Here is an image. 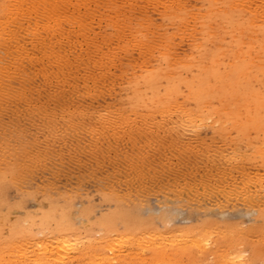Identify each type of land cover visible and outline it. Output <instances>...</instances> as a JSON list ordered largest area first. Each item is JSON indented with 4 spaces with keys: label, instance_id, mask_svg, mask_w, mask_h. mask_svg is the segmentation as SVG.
<instances>
[{
    "label": "rangeland",
    "instance_id": "obj_1",
    "mask_svg": "<svg viewBox=\"0 0 264 264\" xmlns=\"http://www.w3.org/2000/svg\"><path fill=\"white\" fill-rule=\"evenodd\" d=\"M242 1L0 0V168L19 172L2 194L24 204L10 219L31 214L38 239L60 203L96 244L120 204L154 231L251 228L236 255L264 264V0Z\"/></svg>",
    "mask_w": 264,
    "mask_h": 264
},
{
    "label": "bare ground",
    "instance_id": "obj_2",
    "mask_svg": "<svg viewBox=\"0 0 264 264\" xmlns=\"http://www.w3.org/2000/svg\"><path fill=\"white\" fill-rule=\"evenodd\" d=\"M228 1V0H227ZM242 1V0H241ZM238 0V2H241ZM247 1V0H246ZM253 1V0H252ZM263 1V0H262ZM236 2V1H235ZM243 2V1H242ZM245 2V1H244ZM250 2V1H249ZM254 2V1H253ZM18 3V2H17ZM23 3V2H22ZM230 3V2H229ZM256 3V2H255ZM260 3V2H259ZM264 3V1H263ZM251 4V3H250ZM177 5V4H176ZM179 5V4H178ZM214 5V4H213ZM240 5V4H239ZM254 5V4H253ZM252 5V6H253ZM259 5V4H258ZM262 5V4H261ZM243 6V4H242ZM241 6V7H242ZM246 6V4H245ZM256 6V5H255ZM254 6V7H255ZM264 6V5H263ZM185 7V6H184ZM244 7V6H243ZM260 7V6H258ZM22 8V7H21ZM235 8V7H234ZM249 8V7H248ZM56 9V8H55ZM230 9V8H229ZM233 9V8H232ZM231 9V10H232ZM262 7L261 10H263ZM25 10V9H24ZM31 10V9H30ZM197 10V9H195ZM217 10V9H216ZM255 10V9H254ZM252 10V12L254 11ZM259 10V8H257ZM204 11V10H203ZM202 12V11H201ZM207 12V9H206ZM212 12V11H211ZM216 12V11H215ZM220 12V11H219ZM251 12V11H250ZM255 12V11H254ZM31 13V12H30ZM185 13V11H184ZM194 13V12H193ZM226 13V12H224ZM242 13V12H241ZM264 13V12H263ZM261 12V14H263ZM164 14V13H163ZM174 14V13H173ZM205 14V13H204ZM260 14V13H259ZM27 15V14H26ZM256 15V14H255ZM179 16V15H177ZM193 16V15H192ZM196 16V15H194ZM200 16V14H199ZM206 16V15H205ZM235 16V15H234ZM204 17V16H203ZM209 17V16H208ZM213 17V16H212ZM211 17V18H212ZM242 17V15H241ZM257 17V16H256ZM264 17V16H263ZM180 18V17H179ZM189 18V17H188ZM192 18V17H190ZM206 18V17H205ZM227 18V17H226ZM225 18V19H226ZM244 18V17H243ZM242 20L240 21H243ZM254 18V17H253ZM195 19V18H194ZM224 19V18H222ZM251 19V18H250ZM249 19V20H250ZM192 20V19H191ZM254 21V19H251ZM235 20H233L234 23ZM240 21L238 22L241 25ZM247 21V19H246ZM261 21V20H260ZM188 22V21H187ZM186 22V23H187ZM236 22V21H235ZM244 22V21H243ZM258 22V21H257ZM171 23V22H170ZM198 23V22H197ZM196 23V24H197ZM248 23V22H247ZM256 23V22H254ZM264 23V22H263ZM175 24V23H174ZM183 24V23H182ZM193 24V23H192ZM191 24V25H192ZM230 24V23H229ZM237 24V23H236ZM250 24V23H249ZM200 25V24H199ZM233 25V24H232ZM245 25V23H244ZM257 25V24H256ZM186 26V25H185ZM210 26V25H209ZM223 26V25H222ZM251 26V25H250ZM253 26V25H252ZM187 27V26H186ZM195 27V26H194ZM212 27V26H211ZM238 27V25H237ZM242 27V26H241ZM199 28V27H198ZM206 28V27H205ZM209 28V27H208ZM246 28L249 29L247 26ZM202 29V28H201ZM223 29V28H222ZM225 29V28H224ZM230 29V28H229ZM237 29V28H236ZM240 29V28H239ZM252 29V28H250ZM191 30V28L189 29ZM199 30V29H198ZM211 30V29H210ZM243 30V29H242ZM256 30V29H255ZM147 31V30H146ZM194 31V30H191ZM233 31V30H232ZM239 31V30H238ZM186 32V31H185ZM190 32V31H189ZM210 32V31H209ZM240 32V31H239ZM192 33V32H191ZM212 33V32H211ZM229 33V32H228ZM242 33V32H241ZM255 33V32H254ZM10 34V33H9ZM139 34V33H138ZM237 34V33H236ZM240 34V33H239ZM194 35V34H192ZM200 35V34H199ZM251 35V34H250ZM258 35V34H257ZM13 36V35H12ZM15 36V35H14ZM197 36V34H196ZM206 36V35H205ZM10 37V36H9ZM235 37V35H234ZM252 37V35H251ZM255 37V35H254ZM208 38V37H207ZM213 38V37H212ZM203 39V38H202ZM211 41V40H210ZM254 41V40H253ZM43 42V41H42ZM251 42V41H249ZM255 42V41H254ZM258 42V41H257ZM244 43V42H242ZM213 44V43H212ZM256 44V43H255ZM204 45V44H203ZM251 45V44H250ZM220 46V45H219ZM264 46V45H263ZM217 47V46H216ZM7 48V47H6ZM8 49V48H7ZM240 49V47H239ZM262 49V48H261ZM241 50V49H240ZM247 50V49H246ZM255 50V49H254ZM253 50V51H254ZM258 50V49H257ZM18 51V50H17ZM237 51H239L237 49ZM1 53V52H0ZM264 52H262L263 54ZM7 54V53H6ZM232 54V53H231ZM237 53L236 55H238ZM261 54V55H262ZM252 55V54H251ZM260 55V54H259ZM258 56L257 61H258ZM204 56V55H203ZM243 56V55H240ZM253 56V55H252ZM264 56V55H263ZM239 57V56H238ZM261 57V56H260ZM5 58V57H4ZM237 58V57H236ZM235 58V59H236ZM242 58V57H240ZM238 59V58H237ZM261 59V58H260ZM10 60V59H9ZM240 60V59H239ZM256 61V59H254ZM264 60V59H263ZM13 61V60H12ZM236 65L238 61L235 60ZM9 62V61H8ZM198 62V61H196ZM234 62V60H233ZM232 62V63H233ZM240 62V61H239ZM245 62V61H244ZM250 62V61H249ZM248 62V63H249ZM253 62L250 66L253 65ZM257 63V62H255ZM261 63V62H260ZM212 64V63H211ZM243 65V62H240ZM259 64V63H258ZM257 65L259 69V65ZM229 65V64H228ZM246 65V64H245ZM244 65V66H245ZM198 66V65H197ZM210 66V65H209ZM235 66V65H234ZM240 66V65H239ZM249 66V67H250ZM17 67V66H15ZM200 67V66H199ZM236 67V66H235ZM242 66L239 68L241 69ZM244 70L245 67H243ZM251 68V67H250ZM254 68V67H252ZM224 69V68H223ZM228 69V68H225ZM232 69V65L231 68ZM238 71H241V70ZM222 70V69H221ZM235 70V69H233ZM172 71V70H171ZM249 71V69H248ZM254 71V70H253ZM260 71V70H259ZM222 72V71H221ZM229 72V71H228ZM227 72V73H228ZM247 72V71H246ZM252 72V70H251ZM261 72V71H260ZM11 73V72H10ZM153 74V72H151ZM223 73V72H222ZM263 73V72H262ZM151 74V75H152ZM166 74V73H165ZM173 75V72L171 73ZM202 74V73H201ZM241 74V72H240ZM252 74V73H251ZM155 75V74H154ZM168 75V74H166ZM197 75V74H196ZM218 75V74H217ZM220 75V74H219ZM218 75V76H219ZM230 75V74H229ZM238 75V74H237ZM236 75V77H237ZM249 75V73H248ZM254 75V73L252 74ZM257 75V74H256ZM255 75V76H256ZM217 76V78H219ZM224 76V75H221ZM220 76V77H221ZM247 76V74H246ZM254 76V77H255ZM259 76H261L259 74ZM264 76V75H263ZM168 77V76H167ZM170 78L172 76H169ZM215 75L213 76V78ZM226 77V76H225ZM235 77V78H236ZM241 77V76H239ZM245 77V76H242ZM241 77V78H242ZM253 77L249 75V78ZM169 78V79H170ZM216 78V79H217ZM234 78V80H235ZM264 78V77H263ZM191 79V78H189ZM195 79V77H194ZM198 79V78H197ZM212 79V78H211ZM215 79V80H216ZM237 79V78H236ZM243 79V78H242ZM252 79V78H251ZM256 79V77H255ZM168 80V79H167ZM166 80V81H167ZM223 80V79H222ZM230 80V79H229ZM244 80V79H243ZM245 81V80H244ZM148 82V81H147ZM201 82V81H200ZM215 82V81H214ZM217 83L219 81H216ZM221 82V81H220ZM146 83V82H145ZM211 83V82H210ZM223 83V81H222ZM229 83V82H228ZM263 83V82H262ZM143 84V83H142ZM148 84L145 86L148 88ZM198 84V83H196ZM230 84V83H229ZM234 84V83H233ZM238 84V83H236ZM226 85V84H225ZM215 86V85H214ZM219 86V85H218ZM187 87V86H186ZM192 87V86H191ZM197 87V86H196ZM210 87V86H209ZM227 87V86H226ZM229 87V86H228ZM237 87H239L237 85ZM136 88V87H135ZM203 88V87H202ZM231 88V87H230ZM192 89V88H190ZM196 89V88H195ZM201 89V88H199ZM139 90V89H138ZM141 90V89H140ZM155 90V89H153ZM202 90V89H201ZM200 90V91H201ZM203 90H206L203 89ZM202 90V91H203ZM214 90V89H213ZM152 91V90H151ZM190 91V90H189ZM197 91V90H196ZM199 91V90H198ZM201 91V92H202ZM221 91V90H220ZM192 92V91H191ZM206 92V91H205ZM208 92V91H207ZM228 92V91H227ZM187 93V92H186ZM199 93V92H198ZM203 93V92H202ZM210 93V92H209ZM241 93L236 90V96ZM149 94V93H148ZM140 95V94H138ZM193 95V94H192ZM191 95V96H192ZM223 95V94H222ZM162 96V94H161ZM189 96V97H191ZM143 97V95H142ZM198 97V96H197ZM196 97V98H197ZM141 98V97H140ZM177 98V97H176ZM192 98H194L192 96ZM191 98V100H192ZM170 99V98H169ZM190 99V98H189ZM236 99V98H235ZM218 100V99H217ZM242 99H240L241 101ZM264 101V97H262ZM262 100H257L256 104L258 106L261 105ZM144 101V100H143ZM174 101V100H173ZM209 101V100H208ZM142 102V101H141ZM175 102V101H174ZM197 102V101H196ZM225 102V100H224ZM229 102L228 100L226 101ZM235 102H239L236 101ZM151 103V102H150ZM244 103V102H243ZM246 103V102H245ZM195 104V103H194ZM221 104V103H220ZM224 104V103H223ZM232 104V103H231ZM239 104V103H237ZM138 105V104H137ZM198 105V104H197ZM226 105V104H225ZM224 105V106H225ZM240 105V104H239ZM171 106V105H170ZM183 106V105H182ZM195 106V105H194ZM200 106V105H199ZM197 106V108L199 107ZM207 106V105H206ZM214 106V105H213ZM212 106V107H213ZM233 106V105H232ZM235 106V104H234ZM237 106V105H236ZM235 106V107H236ZM242 106V105H241ZM251 106V105H250ZM167 107V106H166ZM165 107V108H166ZM228 106L226 105V108ZM238 107V106H237ZM236 107V108H237ZM158 108V107H157ZM162 108V109H165ZM196 108V107H195ZM226 110V108L222 107ZM222 108H220L222 110ZM232 108V107H231ZM249 108V107H248ZM234 109V108H233ZM242 109V108H241ZM245 109V106H244ZM261 109V108H260ZM170 110V109H169ZM188 110V109H187ZM225 110H223L225 112ZM229 110V109H228ZM166 113L167 108H166ZM215 111V110H214ZM231 110L227 111L230 112ZM238 111V110H237ZM242 111V110H241ZM246 111V110H244ZM164 112V111H163ZM170 112V111H169ZM185 112V111H184ZM189 112V111H188ZM187 112V113H188ZM198 112V111H197ZM218 112V109L216 110ZM215 112V113H216ZM235 112V110H233ZM194 113V111H193ZM223 113V112H222ZM231 113V112H230ZM243 112H241L242 114ZM189 114V113H188ZM191 114V112H190ZM218 114V113H217ZM224 114V113H223ZM201 117L202 114H200ZM220 115V114H219ZM226 114H224L225 116ZM228 115V114H227ZM226 115V116H227ZM199 116V115H197ZM223 116V115H222ZM243 116V115H241ZM194 117V116H193ZM227 118V117H226ZM196 119H199L196 118ZM222 119V117H221ZM195 120V119H194ZM207 120V119H205ZM243 120V119H242ZM191 121V120H189ZM215 121V120H213ZM218 121V120H217ZM247 121V120H246ZM195 122V121H194ZM202 122V121H201ZM220 122V121H218ZM239 122V121H238ZM243 122V121H241ZM240 122V123H241ZM209 123V122H208ZM214 123V122H213ZM225 123V121H224ZM222 122V127L223 124ZM203 124V123H202ZM210 124V123H209ZM212 124V123H211ZM215 124V123H214ZM213 124V125H214ZM226 124V123H225ZM235 125V124H234ZM237 125V123H236ZM240 125V124H239ZM218 126V125H217ZM220 127V126H219ZM254 127V126H253ZM214 128V127H213ZM228 128V127H227ZM229 129V128H228ZM215 130V129H214ZM246 131V130H244ZM221 132H219L220 134ZM227 134V133H226ZM235 134V133H234ZM229 137V136H228ZM232 138V137H231ZM263 147V145H262ZM264 148V147H263ZM262 149V148H261ZM258 150V149H257ZM19 153V152H17ZM14 155V154H13ZM15 156V155H14ZM2 157V156H1ZM6 160V158H5ZM8 164V163H7ZM11 164V163H10ZM5 165V164H4ZM13 165V164H12ZM3 166V165H1ZM13 167H8L6 169L0 168V230L3 226H8V232L6 233L5 238L0 236V264H244V260H241V257H244L243 254L237 256V253H240L241 248V237H246L250 232L251 228H249V232L246 231V234H243V231L240 232L236 227V236L231 228L226 223H217L215 221H204L200 225L184 228L185 230H179L178 232L172 230H156L154 231L151 222L147 219H144L140 216L133 215L127 208L118 205V209L107 215L106 218H102L103 220H99L97 226H100V238L96 244H92L90 234L87 232H83L79 234L76 228L71 225V217L69 215L67 208H59L53 202H50L48 205V209L46 211H42L39 220L38 227H41L43 231H39L40 233L45 232L43 236L40 235V238H34L33 231L31 233V227L35 225L34 217L31 214H27L25 217L21 218V222L13 221L14 219H10L11 213L14 209H18L23 207V203L20 202L13 203L10 200H7L2 192L3 189L7 190L9 184L3 183L6 176L10 175L11 178H15L19 172L15 173L11 170ZM8 173V174H7ZM7 179V178H6ZM9 183V182H8ZM8 186V187H6ZM5 190V191H6ZM9 190V189H8ZM2 194V195H1ZM15 194V193H14ZM13 194V195H14ZM25 195V194H24ZM109 195V194H108ZM27 196V195H26ZM32 196V195H31ZM40 196V195H39ZM19 197V196H18ZM22 197V196H20ZM24 197V196H23ZM16 198V197H15ZM31 198V197H30ZM38 198V197H37ZM20 199V198H19ZM29 199V198H27ZM54 199V198H52ZM119 199V198H118ZM259 199V198H258ZM38 200V199H37ZM262 200V199H261ZM260 200V201H261ZM26 202V199H24ZM28 201V200H27ZM24 202V203H25ZM127 203V202H126ZM67 204V203H66ZM69 204V203H68ZM73 204V203H71ZM41 205V204H40ZM65 205V203L63 204ZM123 205V204H122ZM26 206V205H25ZM44 206V205H43ZM66 206V205H65ZM163 207V206H162ZM40 208V207H39ZM41 209V208H40ZM130 209V208H129ZM164 209V208H163ZM19 210V209H18ZM168 210V209H167ZM17 212V210H15ZM14 211V212H15ZM97 211V210H96ZM139 211V210H138ZM142 211V210H141ZM13 212V213H14ZM158 212V211H157ZM156 212V213H157ZM261 212V211H260ZM75 213V212H74ZM85 213V212H84ZM86 214V213H85ZM84 214V215H85ZM88 214V213H87ZM165 214V213H164ZM163 214V215H164ZM15 215V214H14ZM72 215V213H71ZM169 216V214H168ZM260 216L262 214L260 213ZM259 216V217H260ZM164 217V216H163ZM161 217V219L163 218ZM17 219V217H15ZM78 218V217H77ZM76 218V219H77ZM89 218V217H88ZM170 218V217H169ZM188 217L187 219H189ZM73 219V218H72ZM164 220V219H162ZM167 220V219H166ZM173 220V219H172ZM171 220V221H172ZM221 220V219H220ZM263 220V218H262ZM79 221V219H78ZM84 221V219H83ZM165 221V220H164ZM171 221L168 223H171ZM174 221V220H173ZM119 223L122 226V229L119 230V226L116 223ZM167 222V221H166ZM81 223V222H80ZM87 223V222H86ZM87 225V224H85ZM96 225V224H95ZM36 226V227H37ZM92 226V225H91ZM117 226L118 229H114ZM169 226V225H168ZM167 226V227H168ZM241 226V225H240ZM251 226V225H250ZM263 226V225H262ZM80 228V227H79ZM86 228V227H85ZM116 231L113 232V229ZM121 228V227H120ZM242 228V227H241ZM258 228V227H256ZM262 228V227H261ZM89 231V228H87ZM247 229V228H246ZM244 228V230H246ZM82 230V229H81ZM92 230V227L91 229ZM119 230V231H118ZM243 230V229H242ZM260 230V229H259ZM262 230V229H261ZM77 231V232H76ZM86 231V230H85ZM95 231V230H94ZM259 232V231H258ZM257 232V233H258ZM1 233V231H0ZM97 233V232H96ZM256 233V234H257ZM99 234V233H98ZM262 234V232H261ZM2 235V234H1ZM156 236L158 241L151 243L144 240L146 236ZM259 235V234H258ZM98 236V235H97ZM250 236V235H249ZM89 237V238H88ZM255 237V236H254ZM262 239H264V232L262 235ZM92 238V237H91ZM150 238V237H149ZM249 238V237H247ZM144 240V241H143ZM247 240V239H246ZM252 240V239H251ZM250 241V238H249ZM146 242V243H144ZM248 242V240H247ZM256 242V241H255ZM261 242H264L261 240ZM260 242V243H261ZM243 246V244H242ZM245 247V246H244ZM247 247V246H246ZM249 248V247H248ZM237 254V255H236ZM210 256V258H208ZM183 258L185 262L183 263ZM249 264L250 261L247 260ZM260 261V260H259ZM243 262V263H242ZM258 262V261H257ZM259 263V262H258ZM260 264V263H259Z\"/></svg>",
    "mask_w": 264,
    "mask_h": 264
}]
</instances>
